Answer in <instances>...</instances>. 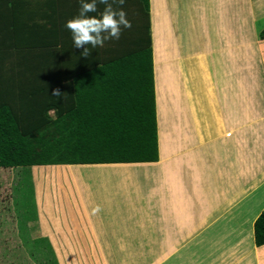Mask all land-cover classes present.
<instances>
[{"label": "crops", "instance_id": "obj_1", "mask_svg": "<svg viewBox=\"0 0 264 264\" xmlns=\"http://www.w3.org/2000/svg\"><path fill=\"white\" fill-rule=\"evenodd\" d=\"M263 14L264 0H149L158 158L86 164L118 168L85 176L91 194L42 190L37 236L57 264H264Z\"/></svg>", "mask_w": 264, "mask_h": 264}, {"label": "trees", "instance_id": "obj_2", "mask_svg": "<svg viewBox=\"0 0 264 264\" xmlns=\"http://www.w3.org/2000/svg\"><path fill=\"white\" fill-rule=\"evenodd\" d=\"M78 7L77 0H0V167L44 165L47 194L49 186L72 188V165L50 164L158 158L149 0H126L132 27L89 57L65 27ZM52 88L66 99L50 97ZM253 237L264 244V207Z\"/></svg>", "mask_w": 264, "mask_h": 264}, {"label": "rangeland", "instance_id": "obj_3", "mask_svg": "<svg viewBox=\"0 0 264 264\" xmlns=\"http://www.w3.org/2000/svg\"><path fill=\"white\" fill-rule=\"evenodd\" d=\"M263 26L264 14L256 19L255 34L250 30L252 40L259 39L258 32ZM74 165L73 167L71 166V169H73L78 176L81 174V179L77 178L75 180L77 188L73 184L74 181L69 178V185L72 187L71 190L75 194L77 191L84 195L85 193L91 194L92 191L99 189L100 181L84 178L85 176H90V174H112V171L113 173L118 172V168L111 170L110 167L103 168L88 166L86 164ZM31 167L32 166L0 167V264H57L55 258L51 254L50 245H48L46 240L47 238L44 236V238H38L37 236V198L38 195L42 194V190H45V188L42 186L43 184L41 185L40 180H37L36 184L39 192H36V184L31 171L33 175H35L37 171L36 168ZM37 170H39L38 173L42 171L40 169ZM256 184L257 183H254L255 187ZM258 184L259 186L257 185L256 190L258 194V204L252 206L255 211L259 209L260 205H262L261 201L264 200V183L258 182ZM51 188V186L48 187L49 195L50 192L55 193L54 191H63L59 190L57 187ZM64 190L66 192L69 191L67 188ZM248 199L252 201V195L248 196ZM246 217L247 215L245 219ZM247 228L248 225L246 226V229Z\"/></svg>", "mask_w": 264, "mask_h": 264}, {"label": "clouds", "instance_id": "obj_4", "mask_svg": "<svg viewBox=\"0 0 264 264\" xmlns=\"http://www.w3.org/2000/svg\"><path fill=\"white\" fill-rule=\"evenodd\" d=\"M75 15L65 22L70 31L72 46L81 49L80 55L89 57L106 41L118 40L126 28L132 27L123 5L126 0H77ZM103 6L102 10L99 6ZM50 97L64 100L65 93L59 88H52Z\"/></svg>", "mask_w": 264, "mask_h": 264}, {"label": "bare ground", "instance_id": "obj_5", "mask_svg": "<svg viewBox=\"0 0 264 264\" xmlns=\"http://www.w3.org/2000/svg\"><path fill=\"white\" fill-rule=\"evenodd\" d=\"M254 12V11H253ZM91 171V170H90ZM101 175H103V174H101ZM262 200V199H261ZM264 201V200H263ZM263 201H261L262 203H263Z\"/></svg>", "mask_w": 264, "mask_h": 264}]
</instances>
